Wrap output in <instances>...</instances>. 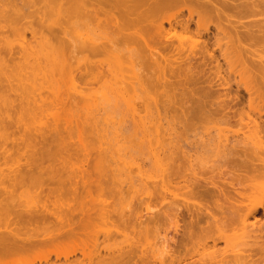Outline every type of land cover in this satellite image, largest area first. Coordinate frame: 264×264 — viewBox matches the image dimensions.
Here are the masks:
<instances>
[{
	"label": "bare ground",
	"instance_id": "obj_1",
	"mask_svg": "<svg viewBox=\"0 0 264 264\" xmlns=\"http://www.w3.org/2000/svg\"><path fill=\"white\" fill-rule=\"evenodd\" d=\"M49 1L61 19L55 27L44 25L42 16L19 24L26 16L24 7L33 5L31 0L20 10L0 0L2 12L7 8L12 14L0 16V31L20 26L36 45L29 48L22 43L16 62L14 46L0 48V164L10 165L9 173L0 166V264H139L137 260L149 264L132 248L115 253L102 243L126 231L145 235L147 226L160 219L168 220L179 237L166 239L163 256L156 257L154 264H188L182 251L201 238L203 246L231 240L232 264L264 256V219L257 217L264 215V114L260 111L264 59H248L251 52L264 50V0ZM68 3L71 6L65 7ZM173 8L187 16H163ZM210 18L217 21L213 37L222 63L208 39H200L208 28L204 33L191 28ZM69 27L84 34L70 39ZM193 36L201 41L185 48L181 43ZM21 39L25 42L24 33ZM78 53L101 54L105 61L80 65ZM231 54L241 74H249V68L260 73L252 75L251 83H236L233 94L228 79L238 71ZM111 60H122L128 75L114 82L104 80V86L128 107L121 113L120 106L111 105L104 112L141 125L139 133L125 139L153 138L161 143L160 135L167 133L158 130L162 121L182 127L180 132L171 128L167 133L164 150V183L166 190L173 188L176 204L166 207L164 196L147 194V203L165 206L147 216L111 206V198L123 199L124 189L109 180L112 161L105 151L85 142L100 136L99 113L94 108L89 112L86 107L83 113L77 109L75 96L83 98V90L94 94V86L117 70L106 66ZM209 63L213 65L207 70ZM14 80H19L22 92ZM62 81L68 82L71 95L61 89ZM126 87L131 93L125 96ZM46 100L68 119L64 127L24 126L23 115L37 113ZM142 117L152 118L158 126L152 131L139 123ZM197 120L232 124L248 132L229 146L222 165L215 166L216 175L206 176V169L212 167L204 161L196 172L193 156L181 147L180 139L194 147L188 133H196ZM103 223L110 228L99 233L95 227ZM66 249L70 254H63ZM198 262L207 264L204 258Z\"/></svg>",
	"mask_w": 264,
	"mask_h": 264
},
{
	"label": "rangeland",
	"instance_id": "obj_2",
	"mask_svg": "<svg viewBox=\"0 0 264 264\" xmlns=\"http://www.w3.org/2000/svg\"><path fill=\"white\" fill-rule=\"evenodd\" d=\"M2 1L10 2V5L13 6V9L20 10L22 6L26 4L27 0ZM31 1H33V5L24 7L26 16L21 18L22 20L20 19L19 24L22 25V23H26L29 20L36 21L37 17L42 16L44 25H52L53 27L58 25L61 19L59 20V16L56 14L53 4H48V2H50L49 0ZM70 6L71 4L69 3L65 5V7ZM177 11H180L179 8L169 9L163 14V16L169 17L173 16L174 14H180L175 13ZM182 13L184 14L181 15ZM182 13L179 15L180 17L184 15L187 16L186 11H183ZM1 15H4V17L7 18L10 17L12 14L7 11V8L5 11L2 12L0 7V16ZM193 19L196 20V17ZM216 22L217 21L214 18H210L207 19V22L206 20L200 22L198 24V27L197 25L192 24L191 28L193 31H198L201 33H204L203 30L206 29V27L208 28L207 34H204V36L200 39H208L210 44V50H213L215 56H217L219 61L222 63L223 60L219 57V49H217L214 45L213 36L215 34L214 32L216 31V29H214L216 28ZM199 26L201 30L199 29ZM195 28L196 30H194ZM23 33L26 39L25 42H23L21 39ZM77 33L84 34L82 29L75 30L74 27H69L68 36L70 39H73L75 34ZM29 37V33L24 32V29H22L20 26H18L17 30L13 31L2 29L0 31V48L14 46L16 56L14 60L16 62L18 60V57L20 56L19 46H21L22 43L24 44V46L29 48L36 47V45H34V42L29 40ZM171 39H174V44L177 43L175 37H172ZM200 39H198L197 36H193L192 41L187 42L184 39L186 42L183 40L184 42L181 41L183 42L181 44L187 49L188 47L194 48L195 45L193 44V42H196L197 40L200 42ZM42 49H44V47H42ZM196 49H198V46H196ZM34 57L35 54L30 59L34 60ZM231 57L235 63L236 70L238 71L235 75H230L228 79L230 84L229 91L233 94L237 89L236 83L239 85L251 83V81H253L252 75H260V73L249 68V74H241V72H239L241 66L238 60L233 57V54H231ZM248 59L251 61H259L260 59L263 60L264 50H257L251 52L248 55ZM103 60L105 61V57L101 54L94 55L91 53H78V55L76 56V61H78L80 65H89L93 62H102ZM110 62H108L106 66H112L114 67V69L117 70L114 72V74L107 75L103 79V81L94 86V94L91 95V92L83 90V98L75 96L76 101L78 103L77 109L79 113H83L85 111L84 108L86 107L90 108L89 112H91L92 108H94L96 112L99 113V120L97 122L96 129L98 130L100 136L93 139L87 138L85 142L93 145L96 151H99L100 149L105 151V156L112 161V168L107 171V176L114 186H122V188L124 189L122 200H118L117 198H111L109 200L113 208L119 211L123 208L125 210H134L135 212L139 211L141 212V214H144L146 216L149 215L150 212L158 213V211L165 210V206L167 207V205L176 204V202L171 197V191H173V188L166 190L164 183L166 178V169L164 166V150L168 146L169 141V136L167 133L170 132L171 128H174L177 130V132H180L182 127L178 123H173L170 120H168V122L162 121V123H160V125L158 126V123H155L152 118L150 120L149 118L142 117L139 123H146L147 127H149L152 131L154 130L155 126H158L159 132H163L165 130L167 131L166 135H160L161 143H157L152 137L149 138H152L151 140L144 139L142 141L137 142H129V140L125 139L126 136L129 137L134 132L139 133L141 125L137 124V126H134L131 122L127 121V119H124L123 117H112V115H106V113L104 112V108L111 105L120 106L121 113L126 112V109L128 107V105L122 103L120 98H116L114 93H112L109 88L104 86V80L108 82H114V79L119 78L120 75H128V69H126V66L122 60L120 63H114L112 62V60ZM212 65L213 63H209V65H207V70ZM21 68L22 67H18V70H20ZM13 84L17 86L19 93L20 91L22 92V87L21 85L19 86V80H14ZM61 89L66 91L70 95L72 93V91L69 89L67 81L61 82ZM261 91L264 96V85L261 86ZM239 92L240 94H243L242 89H239ZM130 93L131 91L128 87H126L125 91H123V95L125 96ZM243 95L244 98L247 97L246 94ZM50 100L51 99H49V101ZM260 111L262 112V114H264V105L261 106ZM36 112L37 113L23 115L22 122L24 126H29L31 128H41L45 126H51L54 123H57L60 127H64V122H68V119L61 115L56 109V107L51 105L47 100L45 101V103L42 104L40 109H37ZM195 128H197L195 134L188 133V142H194V147H189L188 144L184 141V139H180V144L183 150L189 152L193 156L194 161H192V164L195 167L196 172L200 173L199 168L202 167V163L200 161L206 162L205 166L212 167L206 169V176L216 175L217 171L215 169V166L222 165V161L224 160V158H226L225 156L227 150L229 149V146L233 143L235 139L240 138L242 136V133L245 136H247L248 134L247 131L240 130L239 127L236 125L224 124L222 122L220 123L214 120H197ZM74 143H76L75 139ZM157 156L159 158V162H155ZM0 166L2 169H4L6 173H9V170H7V167L10 166L9 164H7V167H4L3 164H0ZM222 168H224V166H222ZM17 192H23V189H18ZM147 194L164 196L168 204L163 207L154 204L153 202L147 203ZM177 205L182 207L181 202L177 203ZM147 206L149 207V210H146ZM257 217L264 219V215L258 214ZM147 227L148 231L145 235H143L145 232L142 235H138L137 233H134L133 235L132 232L126 231L124 233L116 235L108 241L103 242L102 245L105 244L107 247H109L111 251L115 253L117 251L124 252L132 248L136 253H140L137 254V256H141L142 254H144L147 261H149V264H154L156 260L158 261V258H161L163 256L161 254L165 250L164 245L166 244V239L171 236L179 237V235L174 234V228L169 224L168 220L166 219H160L156 223L149 224ZM109 228L110 226L108 224L103 223L97 224L95 230H97L99 233H102L107 232ZM102 237L103 236L101 235L100 239H102ZM201 240L204 241L203 238L195 240V244L194 242L193 245L189 244V248L186 252L182 251L183 255L187 258L188 264H190L192 261L194 262V264H198L199 259L202 258H204L205 261L207 260V264H232V252L235 250V247L234 245H232L233 242H231V240L227 242L224 240H219L214 245L211 243V241H208L207 246H203V242ZM249 240L250 239H246L245 241L249 242ZM196 242L198 243V246ZM64 253L70 254V249H66L65 251H63V254ZM104 253L105 251H102L103 255ZM68 258L72 259L73 256H69ZM60 259L61 261L64 260L63 257ZM196 261L198 263H196ZM137 263L141 264L140 260H137ZM181 264H184V262H182ZM247 264H264V256H253L247 262Z\"/></svg>",
	"mask_w": 264,
	"mask_h": 264
}]
</instances>
